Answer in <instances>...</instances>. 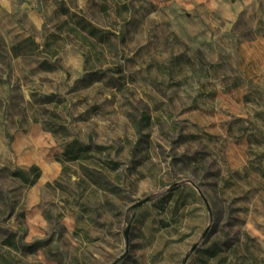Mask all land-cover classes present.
I'll return each instance as SVG.
<instances>
[{
    "label": "rangeland",
    "instance_id": "374dc122",
    "mask_svg": "<svg viewBox=\"0 0 264 264\" xmlns=\"http://www.w3.org/2000/svg\"><path fill=\"white\" fill-rule=\"evenodd\" d=\"M0 264H264V0H0Z\"/></svg>",
    "mask_w": 264,
    "mask_h": 264
},
{
    "label": "trees",
    "instance_id": "16d2710c",
    "mask_svg": "<svg viewBox=\"0 0 264 264\" xmlns=\"http://www.w3.org/2000/svg\"><path fill=\"white\" fill-rule=\"evenodd\" d=\"M18 46H21V43L18 44L17 46H14L12 48V51H15L18 48ZM15 54L17 55L18 53L15 52ZM77 145L79 147H83V145L76 140L66 143V150L63 156L66 157L67 160L75 161L77 159H80L79 154H77L74 151V147ZM13 175L19 177L25 185L34 186L41 178L42 171L39 166L32 165L29 169H22V168L17 169Z\"/></svg>",
    "mask_w": 264,
    "mask_h": 264
},
{
    "label": "crops",
    "instance_id": "0c3cea01",
    "mask_svg": "<svg viewBox=\"0 0 264 264\" xmlns=\"http://www.w3.org/2000/svg\"><path fill=\"white\" fill-rule=\"evenodd\" d=\"M31 155L30 154H28L27 155V158H29ZM56 169H57V171H58V167L55 165V173H56ZM49 182V179H46L45 177H44V175H42L41 176V178L38 180V182L34 185V186H36V185H40V184H42L43 183V185L44 184H46V183H48Z\"/></svg>",
    "mask_w": 264,
    "mask_h": 264
}]
</instances>
